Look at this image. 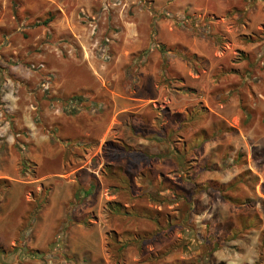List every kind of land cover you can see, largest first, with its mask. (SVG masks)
Masks as SVG:
<instances>
[{
  "label": "rangeland",
  "instance_id": "obj_1",
  "mask_svg": "<svg viewBox=\"0 0 264 264\" xmlns=\"http://www.w3.org/2000/svg\"><path fill=\"white\" fill-rule=\"evenodd\" d=\"M245 2L0 0V139L6 138L11 144L18 176L34 182L32 179L44 165L48 170L58 166L59 172L64 174L60 179H73V192L81 185L92 182L95 187L97 185L80 206L71 197L59 218L60 209L54 208L51 197L54 189L48 180H44L42 186L32 183L17 203L3 205L0 264L123 263L112 257L109 250L111 237L114 234H119V238L122 236L117 228L121 224L116 223L118 218L112 214L118 210V191L104 177L105 164L112 162L116 154L104 144V139L85 145L79 141L74 148L70 147L74 142L65 146L62 141H57L56 138L60 139L62 135L54 121H62L65 117L58 115L56 109L62 104L56 103L54 97L62 89L82 93L83 87L88 86L98 92L97 96H102L106 90L124 96L134 95L137 90L150 92L155 68L164 70L158 81L155 79L157 89L164 95L155 100L154 107L159 109L169 105L182 110L186 106H196L207 111L204 127L209 129L213 123L217 126L224 122L236 130L224 133L221 139L225 143L231 141L225 146L224 155L230 153L233 159L239 158L236 163L233 161L228 165H234L237 177L240 175L245 180L237 181L239 196L244 199L238 205H220L215 201L219 194L216 189L196 193L193 180L180 178V174L172 169L169 177L172 184L187 197L179 196L164 204L152 201L147 204L161 205L157 208H164L171 218L184 224L183 230L171 231L169 239L175 243L181 237L186 238V243L181 245V256L187 260H191L198 250L210 254L211 244L201 237L205 222L214 216L218 220L220 211L229 218L228 214L234 209L230 217L232 221L227 218L228 225L224 229H229L233 222L239 229L248 221L254 225L224 244L226 246L220 249L216 258L215 254L211 255L213 264H264V212L258 201L261 190L264 192V150L260 139L264 133L261 129L264 79L256 82L259 69L254 72V78L249 74L252 69H247V56L254 51L243 49L248 41L260 42V39L257 34L243 36L234 32L246 19L245 13L236 20L228 17V12L226 15L221 12L225 4L226 8L235 5L243 12ZM159 25L163 31L172 28L179 36L185 32L188 42L200 46L208 56L182 51L178 44L160 40L157 36ZM130 28L136 30L142 41L136 49H132L133 43L126 40ZM262 28L258 33L263 31L261 34H264ZM261 55L264 61V52ZM170 64H173L171 71L176 68V74H169L167 68ZM188 67L193 72L202 73L197 85L185 83L181 71ZM57 71L62 75L68 71L70 80L63 82ZM88 72L93 74L92 78ZM173 91L176 93L172 94ZM138 103L131 104V107ZM247 107L251 112L249 115L245 112ZM253 110L255 114H252ZM152 119L154 122V117ZM71 123L77 129L75 121L71 120ZM39 138L42 140L36 141ZM45 144L52 149L51 155L41 159V148L44 149ZM170 144L175 147L174 142ZM58 146L60 164L55 165L53 152ZM140 156L142 153L132 151L124 153L123 159L127 166H133ZM137 176L134 180L139 183ZM227 176V172L221 173L222 178ZM209 180L208 177L205 183L208 184ZM253 187L255 195L250 192ZM122 197L126 198V194ZM184 205L186 210L179 221ZM29 211L33 212L31 217L26 216ZM66 214L73 218L64 224ZM145 228L142 224L141 229L144 231ZM139 250L146 253L147 244H141ZM29 251L36 253L30 254ZM203 258V263L211 264L204 255Z\"/></svg>",
  "mask_w": 264,
  "mask_h": 264
},
{
  "label": "crops",
  "instance_id": "obj_2",
  "mask_svg": "<svg viewBox=\"0 0 264 264\" xmlns=\"http://www.w3.org/2000/svg\"><path fill=\"white\" fill-rule=\"evenodd\" d=\"M244 5H245L244 6L245 10L242 12L240 8L235 5L229 8H226V4H225L221 12L225 13V15L228 12V17H230L231 19L232 18L236 19V20L239 19L244 13L247 15L246 19H244L239 24L238 28H235L234 32H236L237 34H242L243 36L244 35H254V34H257L259 36L260 42L248 41L247 43H245V46H243L244 47L243 49L246 51L247 50L254 51L253 54H250L247 56L249 58L248 60L249 63H247V67H248L247 69L249 70L252 69V72L251 73L249 72V74H251L253 78H254V75H253L254 72H256L257 69H259V71H257V74H256L258 75L259 78H258V81L256 82H262V80L264 79V61L261 59L262 58L261 52H264L263 51L264 43L262 42L264 40V34H261L263 33V31H261V33H258V30L264 27V0H246ZM223 19H225V17H223ZM230 26L232 27V25ZM158 27H160V29H158L157 31V36L160 40L162 41L170 40L171 44H174V45L178 44L180 48H182L180 49L182 51L190 50L194 54H198L200 56L207 55L206 51H204L200 46H195L192 43L188 42L185 36V32H182V35L179 36L177 35L178 32H176L175 30H172V28L169 31H165V30L163 31V28L161 25H159ZM126 40L128 42L133 43V45L131 46L132 49H136L137 47H140V44L142 43L140 37H138V33L136 32L134 28H130V32L127 34ZM259 59L262 60L261 64H258ZM172 65L173 64L168 65V68H167L170 75L173 73L176 74V71H175L176 68L175 70L171 71ZM162 71L164 70H162L161 68H155V70L152 71V74L154 75V77L152 76L153 84H152V88L150 92L147 91L144 93H140V92H137L138 91L137 90V91H134V95L124 96L122 93H117L112 90H106L102 94V96H97L98 92H95L93 88H90V86H88V88L83 87L82 95L87 100L79 104L77 111L75 112L72 111L71 113L64 112L63 104L61 102H60V104H62L61 108L56 109V111L58 112V115H63L65 117V118H62V121H59V120L54 121L55 127H57L58 130H61V131H58V133L60 132V134L62 135L60 139L59 137H57L56 140L62 141L63 142L62 145H65V146H69L73 142H74L73 144L79 143V141H82L83 144L85 145V144H89L90 142H97L100 139L101 140L104 139L103 141L104 144H106V142L110 140L119 142V138H126L127 135L125 134V130H128L127 127L129 126L130 122L136 119V116L138 115L149 113L152 116V118L154 117V122H153V119H151L152 124L154 126H162L165 124L166 119H167L166 116L162 114V111L164 109L169 110L170 112H179V113L185 112L187 109V106L182 110L173 109L169 105L163 106L162 108H159V109L158 107H154L155 100H158L160 96L164 95L162 93V90L157 89L158 85L156 84L159 76L162 75ZM88 73L90 77L92 78L93 74L91 72H88ZM181 73L184 75L185 83L194 82L195 85L198 84V78H200L201 80V77H202L201 76L202 73L193 72L192 69L189 67L182 70ZM192 74H193V77H192ZM58 75L63 79V82L65 83L68 80H70V76H71L68 71L66 72V75H62V72H59L58 74V71H57V76ZM155 79H157V81ZM73 92H74L73 90L71 92H67L66 89H62L60 93L56 94L57 96L54 97V101L58 103L59 101L57 100H65L71 94L75 93ZM173 93L175 94L176 92L173 91L172 94ZM251 94H253V91L251 92ZM258 95H260V97L263 98L261 94H258ZM167 99H170V97H168ZM142 100H143V103H141ZM135 102H139L138 105H134L131 107V104ZM84 104L86 106H84ZM150 105L154 107L155 111H151ZM192 105L193 104H191V106ZM255 113L256 111L253 110L252 114H255ZM132 116L134 117L131 120ZM80 117H82L81 121H80ZM71 120L75 121V124L78 130L75 128V126L71 125L73 124L71 123ZM261 129L264 130V120L262 118H261ZM71 130L74 132H69ZM260 139L262 142V149L264 150V133L263 132L261 134ZM40 140L42 139L39 138L36 141L39 142ZM3 141H5L4 145L2 144ZM136 142L138 145L140 144L142 146H147V145L148 147L154 146V142L149 141L147 139H137ZM230 142L231 141H228L229 144H231ZM228 143L227 142L225 143L221 139V137L219 138L213 137L209 143H206L204 152L201 153L199 156H197L192 161V163H194L193 165L196 167V168L194 167L195 172L197 171V169H201V167L198 166L199 164L202 165L207 162V163H210L212 169L210 171H205L206 174L204 176H206L207 178L208 177L211 178L212 181L215 182L214 184H216V180L222 183H227L230 180H232L237 174L234 168V165L232 166L227 165L228 167L227 166L223 167L222 165V160L224 159H228L229 164L234 161L233 157H231L230 155H227V156L224 155L225 146L229 145ZM10 146L11 144H9L8 139L6 138L4 140L0 139V180L5 179L9 181L8 187L5 190L4 195L0 197V219L4 217V211H2L3 205L5 206L8 204L17 203L19 199L21 198L20 196L24 194V191L26 190L27 187L32 186L33 185L32 183H37L42 186V182L44 180H48L52 182L51 185H53L54 191L52 192L51 197L54 199V200L52 199V202H54V208L57 206L60 209L59 214H57L58 216L57 218H59L61 211L64 209V207L66 206V204L72 197L73 184H74L73 179L70 180L69 177H67L66 180H64V178L60 179V177H62L61 175H64V174L59 172L60 169L58 168V166L54 167V170H48L45 168V165L42 168V170L38 174H36L35 177L32 179L34 182L20 178L18 176V171L16 168V155H14L13 152H11ZM44 146H45L44 149L41 148L42 150L41 156H40L41 159L45 157H50L51 151H52V149L48 147L49 145L45 144ZM58 149H60L59 146L54 148V152H53L54 153V163H56L55 165L60 164L59 162L60 160L57 156V153L59 151ZM140 157L141 158H138L139 159L138 163H142V164L144 163L143 166L151 169L158 179L169 178L172 169H174L180 175L181 173L185 172L181 170L178 171L177 168L175 169L171 165L170 160L165 159V157H160L158 155L157 156L152 155L150 157H145V155L143 154ZM253 157L255 158L256 156H253ZM262 157L264 159V151L262 153ZM40 158H36V159L40 160V162H43ZM123 158L124 157H119L118 159L114 158V160H117L115 161V163L126 165ZM135 170L137 171V174L140 178L141 168H137ZM192 170L193 169H191L190 172ZM222 172L228 173L227 178L221 177ZM164 192L165 190L161 191V193H164ZM250 192L254 194L255 192L254 187H253V190H251ZM260 194L261 195L259 196L257 195L259 202L264 200V192L262 190ZM23 198H24V195H23ZM215 201H219L220 205L226 204L229 207L230 205L234 206V204H231L229 201H225L221 199L220 197H216ZM155 206L158 207L161 205H155ZM231 212L232 214H234L233 213L234 209H231L230 213L228 214L229 215V218H228V216L224 217L225 215L224 212L221 213L220 211V214L217 215L218 220L216 216H214L215 218L212 217L211 220L212 222H215V223L217 221V223L221 224L222 226H227L228 224L226 223L228 222H226V219L228 218L229 222L232 221L230 219ZM233 223L231 225H236ZM166 242H167V239L162 237V238H159L158 240H155L147 244L148 250H146V253L137 252L134 250L127 251L125 260L123 261L122 264H172L174 261H177L176 264H205L203 263L204 258H203L202 251L198 250L197 252H195L192 259L190 258L191 260H187L186 258L181 256V252H182L181 247L178 249V251L167 253L165 257H161V258L156 257L158 255L157 253L159 252L160 249L163 248ZM218 253L219 251L214 252L215 258L217 257L216 255H218ZM187 261H191V262L188 263ZM100 264H105V263L101 261Z\"/></svg>",
  "mask_w": 264,
  "mask_h": 264
},
{
  "label": "trees",
  "instance_id": "obj_3",
  "mask_svg": "<svg viewBox=\"0 0 264 264\" xmlns=\"http://www.w3.org/2000/svg\"><path fill=\"white\" fill-rule=\"evenodd\" d=\"M87 99L80 92H75L71 94L65 100H57L63 104L64 112H75L78 109L80 103H83ZM69 106V107H68ZM151 111H155L154 107L150 105ZM71 109V110H70ZM206 110L201 109L196 106L188 107L185 112H170L164 109L162 114L166 116V122L162 126H154L152 124V116L148 114H142L136 116L132 122H130L125 130L126 138H119V142L110 140L106 144L112 153L116 156L115 159L123 157L124 153L138 151L145 155V157H150L152 155H158L160 157H165V159L170 160L171 165L178 171H185L180 175V178L187 180H193L194 189L196 193H203L208 190V188L216 189L219 193L218 197L225 201H229L231 204L238 205L243 201L244 198L239 196V184L237 181H245L241 176L237 175L227 183H222L216 180L215 182L209 180L204 176L205 171H210V163H204L198 165L201 169H197L195 172L194 163L192 161L204 152L206 143H209L213 137H222L224 133L235 132L236 130L226 123L221 122L216 126V123L210 125V128L204 127ZM245 112L249 115L250 109L245 108ZM153 113V112H152ZM153 115V114H152ZM134 116H132L131 120ZM137 139H147L154 142V146L148 147L138 145ZM174 142L175 147L172 148L170 143ZM77 144L70 146L74 148ZM79 145V144H78ZM231 152V149H229ZM230 155V153H229ZM239 158H234V163L238 161ZM114 160V159H113ZM228 159L222 160V165H228ZM114 160L105 164L104 167V177L108 183L118 191L117 203L122 207H119L116 212L112 213L118 225V230L120 229V235L114 234L111 237L109 250L111 251V256L116 260L124 261L127 253V249L136 250L141 252L139 247L141 244H149L159 238H166L167 242L162 249L159 250L156 257H165L167 253L178 251L182 244L186 243V238L181 237L178 241H171L169 239L171 231L174 229L183 230L184 224H179L174 218H171L168 213L165 212L164 208L158 209L155 205L149 206L147 203L149 201L155 203H166L178 199L179 196L187 197L185 192H178V187L172 184L170 178L158 179L154 172L148 167H144L142 163L135 162L133 166H127L124 164L115 163ZM209 162V161H208ZM143 166V167H142ZM203 166V167H202ZM232 166V165H231ZM228 167V166H227ZM141 168L140 182L136 183L134 180L137 171L135 169ZM196 168V167H195ZM193 169L191 172L190 170ZM250 172V171H249ZM188 173V174H187ZM207 178V179H206ZM8 180H0V197L4 195L5 190L8 187ZM96 182V181H95ZM79 186L74 189L72 194V201L80 206L83 200L90 195L94 188V182ZM165 190L164 193L161 191ZM167 190V191H166ZM82 192V194H81ZM238 192V193H237ZM185 193V194H184ZM126 194V198L123 199V195ZM164 207V206H163ZM261 208L264 212V200L261 201ZM186 210V205L180 211L178 220L183 219ZM30 216L33 212H28ZM255 218L258 216L255 215ZM73 216L66 214L64 219V224L68 219H72ZM174 219V220H173ZM80 221V220H77ZM82 221V220H81ZM82 223L85 225L86 222L83 220ZM144 224L145 230L141 229V225ZM254 225L253 222L248 221L243 224L241 228H237L236 225H231L229 229H224L226 226H222L217 222L206 221L205 230L203 237L206 242L211 244L210 254L206 255L203 253L206 261H210L211 264L214 263L213 255L214 252L220 251L224 248L227 243L236 239L243 231L250 229ZM143 227V226H142ZM148 228V230H147ZM205 246V244H203ZM202 245V247H204ZM205 248V247H204ZM30 254L36 252L29 251ZM209 254V256H207ZM41 255L43 253L41 252ZM203 259V258H202ZM204 261V259H203ZM174 261L173 264H176Z\"/></svg>",
  "mask_w": 264,
  "mask_h": 264
}]
</instances>
